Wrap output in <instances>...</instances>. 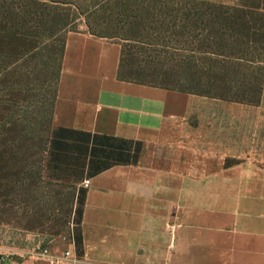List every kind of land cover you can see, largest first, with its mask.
<instances>
[{"label":"crops","instance_id":"1","mask_svg":"<svg viewBox=\"0 0 264 264\" xmlns=\"http://www.w3.org/2000/svg\"><path fill=\"white\" fill-rule=\"evenodd\" d=\"M122 45L66 40L53 130L127 142L136 163L90 180L86 264H264V115L119 78ZM53 247L54 251L69 248ZM5 264H48L34 253Z\"/></svg>","mask_w":264,"mask_h":264},{"label":"rangeland","instance_id":"2","mask_svg":"<svg viewBox=\"0 0 264 264\" xmlns=\"http://www.w3.org/2000/svg\"><path fill=\"white\" fill-rule=\"evenodd\" d=\"M102 1L0 0V254L28 256L39 244L67 247L78 229L73 191L57 180L56 164L43 162L64 43L71 32H88L74 4H99L90 22L122 45V77L264 115V0ZM217 5L262 15L249 19L261 30L254 31L257 42L248 39L254 32L244 38L219 27ZM188 13L197 18L186 19ZM237 38L251 49L244 61L224 58L235 55Z\"/></svg>","mask_w":264,"mask_h":264},{"label":"trees","instance_id":"3","mask_svg":"<svg viewBox=\"0 0 264 264\" xmlns=\"http://www.w3.org/2000/svg\"><path fill=\"white\" fill-rule=\"evenodd\" d=\"M102 3L107 5L123 4L124 6L128 5L130 1L103 0ZM74 6L76 9L74 10V12L77 14V16H84L87 18L86 25L90 34L105 39L115 37L114 35H110L101 31L99 27L93 25L90 22V18L94 15L93 8H96L97 6H99V4L93 8L88 9H84V7L77 4H74ZM61 11L63 10L61 9ZM109 12L112 13V10H109ZM51 15L52 11L48 10V13L44 15V17L46 18V22L48 19L51 18ZM254 16L262 17V15L250 13L248 11H245L244 9L231 8L219 5L215 6L213 10V18L215 19L219 27L223 29L224 27H228L233 30V33L235 32L236 34L238 33L240 35H243L244 38L249 37L251 35V32H261L260 29L251 27L249 25L250 20H253ZM193 17L197 18L195 15H190V13L186 15V19L191 20ZM72 23L67 26H71ZM241 26L246 29L245 32L240 31ZM257 32H254L253 37L248 39H253L257 42V38L260 37L258 35L259 33ZM220 34H222L223 36L227 35V33ZM223 40H225L226 43L227 41H229L228 39H222L221 41ZM65 44L66 42L64 43V48ZM233 44L236 46L235 55H225L224 58H228L229 60L234 59L236 61H244L245 57H247L251 49H248V47H243V45L246 43H243L242 39L240 38L235 39ZM222 45L224 46V48H227L226 45ZM64 48L62 51L63 54ZM123 57L124 56L122 54L119 78L123 81L145 84L140 81L128 80L121 76L123 69ZM129 151L130 148L127 142H121L116 139L99 137L96 135L92 136L84 132L63 129L53 130L51 128L46 149H44L45 157L43 159V162H45V160H48L51 163L56 164L55 168L58 169L60 172L58 174L59 179L57 180H59L60 182H65L68 187L73 191V206L75 208L72 209V211H75L74 221L78 228L76 229V232L74 231V238L78 249L81 248L82 244V238L81 234L79 233V229L81 228L84 206L87 198V189L83 186H80V183L84 181V179L96 176L114 166L136 163L139 158L140 148L137 147L133 155Z\"/></svg>","mask_w":264,"mask_h":264},{"label":"built area","instance_id":"4","mask_svg":"<svg viewBox=\"0 0 264 264\" xmlns=\"http://www.w3.org/2000/svg\"><path fill=\"white\" fill-rule=\"evenodd\" d=\"M84 186H90V180L84 181ZM70 247L62 251H54L50 246L37 245L34 253L47 260L48 264H86L76 253V241L74 238V230H72V238ZM9 255L0 254V264H5L9 260Z\"/></svg>","mask_w":264,"mask_h":264}]
</instances>
